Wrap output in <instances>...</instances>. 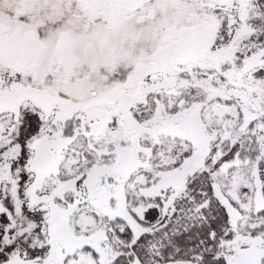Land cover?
<instances>
[{
  "label": "snow or ice",
  "instance_id": "1",
  "mask_svg": "<svg viewBox=\"0 0 264 264\" xmlns=\"http://www.w3.org/2000/svg\"><path fill=\"white\" fill-rule=\"evenodd\" d=\"M0 264H264V0H0Z\"/></svg>",
  "mask_w": 264,
  "mask_h": 264
}]
</instances>
